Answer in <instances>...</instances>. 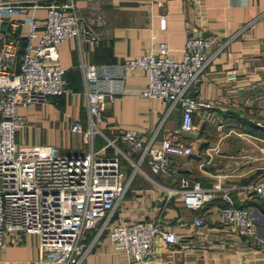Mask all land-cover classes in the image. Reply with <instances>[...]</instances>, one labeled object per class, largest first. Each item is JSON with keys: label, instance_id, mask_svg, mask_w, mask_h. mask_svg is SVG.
I'll use <instances>...</instances> for the list:
<instances>
[{"label": "crops", "instance_id": "1", "mask_svg": "<svg viewBox=\"0 0 264 264\" xmlns=\"http://www.w3.org/2000/svg\"><path fill=\"white\" fill-rule=\"evenodd\" d=\"M5 1L19 5L17 19L31 12L40 23L44 19L42 5L47 0H36L41 6L33 9L29 0ZM76 5L86 19L91 11L100 13L104 24L88 23L95 39L70 38L56 45L71 93L18 108L27 122L16 130L15 141L49 143L69 155L88 149L82 134L70 131L73 118L86 120L83 77L78 68L81 61L114 65L122 84L115 102L104 111L103 133L114 137L120 128H134L146 140L164 118L167 104L139 93L147 84V73L121 70L124 60L154 51L161 41L168 42L172 53L178 55L191 34L213 36L212 49L235 35L189 90L198 101L209 104L194 111V136L178 135L191 143L192 154L173 157L174 176L150 172L151 179L134 178L116 217L126 221L160 218L166 228L175 230L177 243L168 246L156 237V257L146 264H264V199L240 189L264 174V0H76ZM232 70L237 78L228 80ZM180 120L179 108L165 116L154 144L159 145ZM104 144L105 139L97 137L96 147ZM179 176L198 180L204 187H231L234 201L247 207L256 223L255 236L240 237L232 225L221 222L218 210L223 202L217 197L198 208L184 206L177 193L165 202L167 188L178 186ZM196 217L202 219L200 226L193 223ZM93 233V229L86 231L84 241ZM0 264L48 263L39 260L35 235L13 232L6 234L0 247ZM84 264H127V257L114 250L103 234Z\"/></svg>", "mask_w": 264, "mask_h": 264}, {"label": "built area", "instance_id": "2", "mask_svg": "<svg viewBox=\"0 0 264 264\" xmlns=\"http://www.w3.org/2000/svg\"><path fill=\"white\" fill-rule=\"evenodd\" d=\"M29 1L31 9L41 6L36 0ZM42 7L45 15L40 23L32 12L17 19L19 5L0 0V247L8 233L33 234L41 262L84 264L95 243L107 234L114 250L126 255L127 264H146L156 257V237L168 246L177 243L175 230L166 228L160 218L126 221L116 217V212L137 172L149 179L150 172L174 176L173 157L192 154L191 143L178 135L193 132L195 109L209 104L198 101L189 90L235 35L212 49L213 36L191 34L178 55L168 42L161 41L154 51L130 56L121 64V70L147 73V84L139 93L164 101V118L175 108L181 110L178 127L159 145L154 142L164 118L146 140L134 128H120L114 137L103 133L104 111L115 102L122 84L114 65L81 61L78 68L83 77L86 120L73 118L70 131L82 134L88 149L69 155L49 143L18 144L15 132L27 122L18 108L71 93L56 45L70 38L95 39L88 23L102 26L104 18L95 11L84 18L76 0H47ZM236 78V70L227 76L228 80ZM97 137L105 139L99 148ZM126 163L130 173L123 172ZM178 181V186L167 188L165 202L177 193L184 206L198 208L217 197L223 202L218 210L221 222L232 225L240 237L255 236L256 223L248 208L234 201L231 187H204L185 176ZM240 189L264 199V174ZM193 223L200 226L202 219L196 217ZM90 229L94 233L86 242L85 232Z\"/></svg>", "mask_w": 264, "mask_h": 264}, {"label": "rangeland", "instance_id": "3", "mask_svg": "<svg viewBox=\"0 0 264 264\" xmlns=\"http://www.w3.org/2000/svg\"><path fill=\"white\" fill-rule=\"evenodd\" d=\"M24 126H25V125H24ZM123 172H125V173H130V172H131V166H130L129 164L126 163V166H125ZM138 177H144V176H143L141 173L137 172L136 175L134 176V178L136 179V178H138ZM134 178H133V179H134ZM144 178H145V177H144Z\"/></svg>", "mask_w": 264, "mask_h": 264}, {"label": "water", "instance_id": "4", "mask_svg": "<svg viewBox=\"0 0 264 264\" xmlns=\"http://www.w3.org/2000/svg\"><path fill=\"white\" fill-rule=\"evenodd\" d=\"M185 135H186V136H192V137L194 136V134L191 133V132H185Z\"/></svg>", "mask_w": 264, "mask_h": 264}]
</instances>
